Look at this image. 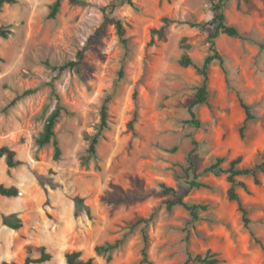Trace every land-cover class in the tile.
Listing matches in <instances>:
<instances>
[{
    "label": "rangeland",
    "instance_id": "1",
    "mask_svg": "<svg viewBox=\"0 0 264 264\" xmlns=\"http://www.w3.org/2000/svg\"><path fill=\"white\" fill-rule=\"evenodd\" d=\"M53 1L17 0L0 12L6 32L0 36V147H10L21 161L8 167L0 158V183L19 189L14 197L0 195V264H22L41 246L52 256L42 264H66L65 254L73 250L97 264H135L144 223L133 224L140 218H150L145 230L152 264H201L192 257L206 251L222 259L218 264H264V249L227 197L225 175L200 174L217 158L226 165L241 157L240 164L250 166L264 152V0L225 2L226 22L239 36L215 38L221 60L211 65L210 95L196 108L197 125L188 122V106L202 78L179 59L186 53L201 66L210 53L213 27L191 23L210 21L218 0H132L134 7L120 0H62L50 19ZM112 3L118 4L114 16L124 24L125 44L103 19L102 9ZM164 17L166 39L151 41ZM79 52L78 69H53ZM52 91L70 112L55 126L57 160L51 143L36 144L56 105ZM240 97L254 116L242 133ZM104 102L107 128L95 155L87 156ZM134 110L132 134L127 122ZM189 154L207 186L186 183ZM259 178L255 184L241 177L247 191L237 192L250 228L264 243V173ZM162 184L188 206H199L197 219L181 205L168 210L172 196L160 193ZM10 214L19 219L18 229L3 224ZM116 240L121 242L109 258L96 252Z\"/></svg>",
    "mask_w": 264,
    "mask_h": 264
},
{
    "label": "trees",
    "instance_id": "2",
    "mask_svg": "<svg viewBox=\"0 0 264 264\" xmlns=\"http://www.w3.org/2000/svg\"><path fill=\"white\" fill-rule=\"evenodd\" d=\"M16 1L17 0H0V12L4 4H13ZM61 1L62 0H54L52 2V4L49 7L47 18L50 19L56 18L60 10ZM71 1L75 3H82V1L80 0H71ZM226 1L227 0H218L217 2L213 3L212 8L214 14L210 21H207L203 24L191 23L192 26H198L201 28L205 27V25H211L213 27V32L210 33L208 36L210 53L204 58L202 65L196 66L186 53H183L179 59L180 65L193 66L197 74L200 75L202 78V82L196 89V92L194 93V97L188 106V112L191 117L190 120H188V122L195 125L198 124V121L196 120V108L203 104H207L210 95V87L208 85V81H209V71L211 65L215 60H221V57L215 48V38L219 33H223L232 37L239 36L238 30L233 25H230L226 22V17L223 12V8L225 6ZM244 1H248V0H244ZM119 4H128L134 7V3L132 0H120ZM117 6L118 4L112 3L104 7L102 9L103 19L106 22L114 24L117 35L119 36L121 42L125 44L126 39L124 37L126 34V30L124 24L121 19L114 16V11L116 10ZM162 21L163 24L159 28H153L151 30L152 33L151 41L154 40V37H156L159 40L166 39V27L169 24V19L167 17H164ZM0 36L6 37V32H4V30L1 27H0ZM82 60H83V54L82 52H79L76 60L67 61L57 67H53V69L58 70L59 72H62L65 69H78L79 66L82 64ZM52 93L56 99V105L46 117L42 131L40 132L38 138L36 139V144L38 146H44L51 143L54 149L53 158L54 160H57L60 156L61 150L58 144V140L56 139L55 126L59 118L62 116V114H70V112L63 105L60 104V97L54 91H52ZM239 102L245 113L243 124L240 127V133H242L246 127L247 122L253 119L254 116L250 111V106H248L241 97L239 98ZM107 119H108L107 104L106 102H104L100 109V122L98 124V130L89 138L90 139L89 146L88 149L86 150L87 156L95 155L96 145L99 142V138L102 136L103 130L107 128ZM136 120H137V111L134 110L131 115V118L127 122V129L130 132H132V134L135 133L134 124ZM1 157L5 158L8 167H15L21 163V161L16 158V152L8 146L0 147V158ZM187 163L188 165L187 168L185 169V174L187 178L186 183L190 188L207 186L206 183H204L201 180H198L200 174L211 173L217 176L221 174L225 175V179L228 183V189H227L228 199L230 201L236 202L237 209L241 214V219L243 221L244 226L249 230L250 236L253 237L254 240L260 244L262 249H264V243L261 242L255 236L254 232L250 228V219L248 218V210L245 208L240 198V195L237 192V188H242L245 191H247V184L240 179L241 177L250 176L252 177L253 182L255 184H260L259 173H264V152H260L258 154V161L250 166L241 165L240 164L241 157L232 159L226 165L224 164V160L222 158H217L213 163L205 167L200 174L194 171V163L192 156L190 154L187 156ZM190 175H192L191 179H190L191 177ZM18 193H19V189L16 186H5L0 183V195L7 197H14L17 196ZM160 193L166 196L167 195L172 196L171 199H168L165 202L168 210H170L175 205H181L187 207L191 215L195 219H197V209L199 206L195 204L188 206L183 196L178 195L174 188L162 184ZM76 200L82 203V200L78 198H76ZM200 207L202 210H205V206H200ZM149 219L150 218H146V219L140 218L136 220V222L133 224L134 226H136L140 223H144L142 227L143 245L141 248V255L135 264H152V261L150 260L148 255L149 236L145 230L146 224L148 223ZM2 222L3 224L7 225L12 229H18L20 227V221L14 214L3 215ZM120 242H121L120 240H116L113 243H107L102 246H96L95 250L97 253H107L109 258L111 252L119 246ZM37 252H38L37 256H33L32 253L29 252V254L25 257L22 264H42L44 262L49 261L52 257L51 254L48 251H46L45 247L43 246L39 247L37 249ZM192 259L201 264H218L222 262V259L220 257H217V255L212 254L210 251H206L204 254H196L195 256L192 257ZM65 263L66 264H97L93 257L83 259L81 257V252L77 250H73L65 254Z\"/></svg>",
    "mask_w": 264,
    "mask_h": 264
}]
</instances>
